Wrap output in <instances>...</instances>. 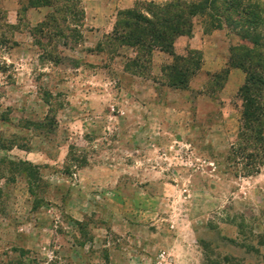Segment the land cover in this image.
I'll return each mask as SVG.
<instances>
[{"label": "rangeland", "instance_id": "rangeland-1", "mask_svg": "<svg viewBox=\"0 0 264 264\" xmlns=\"http://www.w3.org/2000/svg\"><path fill=\"white\" fill-rule=\"evenodd\" d=\"M19 1L17 27L0 3V264H264V86L245 135L239 32L194 16L149 55L114 34L137 0H39L33 28Z\"/></svg>", "mask_w": 264, "mask_h": 264}, {"label": "trees", "instance_id": "trees-1", "mask_svg": "<svg viewBox=\"0 0 264 264\" xmlns=\"http://www.w3.org/2000/svg\"><path fill=\"white\" fill-rule=\"evenodd\" d=\"M31 2L32 7L44 5L39 0ZM194 16H208L210 26L214 24L219 30L225 23L252 47L251 53L241 56L250 70L248 83L242 89L246 103L244 119L248 121L244 134L248 135V130L254 129L252 123L258 122L255 118L261 114L256 106L259 96L256 86H264V0H171L165 3L137 0L132 10L122 13L114 34H119L116 39L121 43L134 45L149 55L154 50L170 53L174 51L176 39L190 33Z\"/></svg>", "mask_w": 264, "mask_h": 264}, {"label": "crops", "instance_id": "crops-1", "mask_svg": "<svg viewBox=\"0 0 264 264\" xmlns=\"http://www.w3.org/2000/svg\"><path fill=\"white\" fill-rule=\"evenodd\" d=\"M83 2L88 5L87 0H83ZM0 3L3 7H5V10H7L8 14V24H10L11 27H17L20 21V9L21 4L19 0H0ZM46 9V7H30L26 10L27 17L29 18V26L31 28L37 27L44 18L43 11ZM35 14L39 15V19L35 20L33 17Z\"/></svg>", "mask_w": 264, "mask_h": 264}]
</instances>
